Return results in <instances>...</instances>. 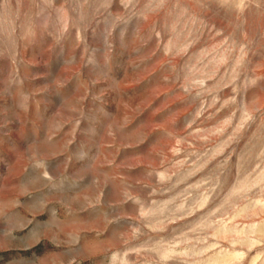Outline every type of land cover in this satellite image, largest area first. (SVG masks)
<instances>
[{
    "label": "rangeland",
    "instance_id": "374dc122",
    "mask_svg": "<svg viewBox=\"0 0 264 264\" xmlns=\"http://www.w3.org/2000/svg\"><path fill=\"white\" fill-rule=\"evenodd\" d=\"M0 264H264V0H0Z\"/></svg>",
    "mask_w": 264,
    "mask_h": 264
}]
</instances>
